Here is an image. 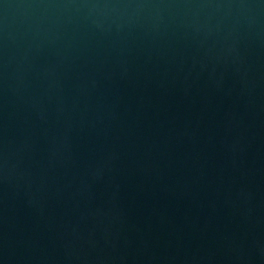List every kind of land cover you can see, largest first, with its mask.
Segmentation results:
<instances>
[{
  "label": "water",
  "instance_id": "95a60500",
  "mask_svg": "<svg viewBox=\"0 0 264 264\" xmlns=\"http://www.w3.org/2000/svg\"><path fill=\"white\" fill-rule=\"evenodd\" d=\"M0 264H264V0H0Z\"/></svg>",
  "mask_w": 264,
  "mask_h": 264
}]
</instances>
